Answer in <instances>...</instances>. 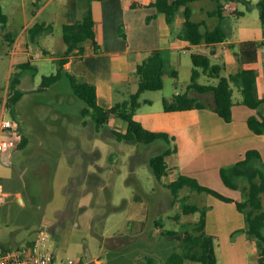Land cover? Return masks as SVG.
Instances as JSON below:
<instances>
[{"label":"rangeland","instance_id":"374dc122","mask_svg":"<svg viewBox=\"0 0 264 264\" xmlns=\"http://www.w3.org/2000/svg\"><path fill=\"white\" fill-rule=\"evenodd\" d=\"M0 1L4 11L15 17L8 31L18 33L23 25L29 27L36 22L52 24V30L42 33L35 41L30 39L28 28L23 31L28 35L33 58L40 54L42 61L41 65L33 62L39 71L31 67L22 73L19 88L24 94L14 107L15 113L7 107L11 95L8 86L11 76L20 68L16 67L18 63H12L14 44L4 39L6 30L0 25V118L2 115L16 118L27 137L23 147L11 149L10 164L0 159V183L12 192L1 209L0 241L12 246L25 245L44 230L47 246L57 249L54 264H98V260L101 264H201L188 259L183 263L169 261L172 253H184L181 232L198 220L199 212L175 216L184 203L206 206L213 212L225 203L212 194L189 187L183 188L175 199L166 186V182L179 175V167L191 165L190 169L195 170V159L203 144L200 133L196 131L194 138L192 131L197 130L195 110L177 112L180 122L186 118V123L177 128L182 148L167 156L169 175L159 180L148 161L166 147H174L176 140H157L151 144L119 140L115 130L126 129V122L119 117H112L98 129L90 115H81L85 102L74 95L67 78L47 89H38L43 75L58 69V61H52L51 56L58 57L65 51L61 1L55 0L40 12L39 0ZM226 1L234 5L225 13L226 28L233 32V37L227 33L228 38H240L244 33L263 29L259 0ZM214 5L213 0L191 3L193 18L203 23V29L211 25L212 18L206 12ZM178 19L184 20L182 11L174 22V27L182 29L183 21L179 27ZM45 49L52 50V54H45ZM163 52L165 57L172 58L173 51L164 49ZM177 52L176 63L168 59L167 69H177L178 80L167 72L162 89L146 90L140 97L136 117L152 116L155 126H166L163 99L186 91L191 80L194 66L191 49ZM212 61L222 64L214 56ZM249 66L255 67V63ZM229 71V68L223 69L222 74L229 75ZM131 77L127 83H116L114 103L134 92L137 81L134 71ZM198 80L218 82L217 77L205 73ZM232 86L234 101L242 102V92L235 83ZM201 175L203 184L221 192H236L223 182L215 164L208 174Z\"/></svg>","mask_w":264,"mask_h":264},{"label":"trees","instance_id":"16d2710c","mask_svg":"<svg viewBox=\"0 0 264 264\" xmlns=\"http://www.w3.org/2000/svg\"><path fill=\"white\" fill-rule=\"evenodd\" d=\"M94 0H79V16L77 21L71 24H64L63 39L66 50L58 59V69L55 73L43 75L39 85V90L50 87L55 82L67 77L74 95L85 102L81 109V115H90L98 129L105 126L112 117H119L126 122L124 131L115 130L119 140H127L142 144H151L157 140H176L177 135L171 131L153 130L144 125L142 120L136 118L137 109L141 105L140 97L146 90H160L164 87V76L169 72L178 80V71L173 68L168 70V58L165 57L162 49H152L148 55L137 65L135 74L138 76V88L132 92L127 99L117 101L113 106L105 108L98 103L97 89L94 84L80 80L74 74L65 70L66 63L77 55H84L86 52L85 43L90 42L94 52L100 51V46L96 34V18L92 8ZM196 0H152L146 3L143 0H126L127 7H141L153 5L159 13H163L167 22L174 25L177 14L182 11L184 20L183 27L179 33L180 37L190 41L194 45L205 44L206 46L217 45L225 41L227 37L223 20L226 13V0H213L214 8L209 11V15L216 20L212 28H202L203 23L193 18V8L191 3ZM260 9V20L264 35V0L258 1ZM9 16L4 11V6L0 1V25L2 26L4 39L11 44L14 41V34L8 31ZM52 30V24L47 22H36L28 27V35L35 41L42 33ZM119 32L125 37L123 26L119 27ZM262 41L256 39H246L237 45L236 55L241 63V67L223 75V64L214 63L211 58L213 51L203 48H195L192 53L193 69L191 81L184 92L175 93L170 99L164 98V110L167 112L186 111L208 107V105L195 96L190 95V90L198 92H212L214 104L212 108L225 120L231 121L233 118L232 107L234 104L235 83L243 94L242 102L257 110V115H251L248 119L249 128L257 134H264V94L259 96L257 88L258 73L256 68L249 66L258 60L259 46ZM45 54L49 52L43 51ZM19 71H16L10 78L9 89L11 95L7 101V107L14 112V107L24 94V90L19 88L22 81V73L34 67L30 61L18 63ZM205 73L210 77H217L218 82L201 83L199 77ZM15 113V112H14ZM15 116V115H14ZM21 125V124H20ZM27 137L22 133V138L18 146L23 147ZM181 143L176 142L174 147H166L161 152L153 155L149 159V164L156 177L162 180L169 175L170 166L167 156L181 150ZM220 175L223 182L232 189H239L242 197L235 200L233 197L223 192L202 184L196 177L179 174L177 177L166 182L175 199L180 195L183 188L189 187L193 191L206 192L224 201H235L238 209L244 213L246 225L242 229L246 231L254 240L256 239L260 257L250 264H264V161L261 152L256 148L248 149L244 156L238 161L223 165L220 168ZM184 199L186 197H183ZM199 212V218L191 223V227L184 229L182 242L185 251L182 255L172 253L169 261L173 263H183L185 259L200 262L201 264H218L217 240L216 236L209 234L205 230L207 207L197 204L184 203L179 213L175 217L180 218L181 213L189 214ZM173 233L175 231L169 230ZM196 246H199L197 249Z\"/></svg>","mask_w":264,"mask_h":264},{"label":"crops","instance_id":"0c3cea01","mask_svg":"<svg viewBox=\"0 0 264 264\" xmlns=\"http://www.w3.org/2000/svg\"><path fill=\"white\" fill-rule=\"evenodd\" d=\"M54 1L55 0H46L43 2L42 0L38 12L50 6ZM60 1L63 4L61 16L63 17L64 24L76 22L80 10L79 0ZM143 1L149 3L152 0ZM92 8L97 21L96 34L101 51L94 52L92 44L88 41L85 43V54L72 57L64 68L67 72L74 74L80 80L87 81L96 86L97 100L101 106L109 108L116 103L113 101V89L116 83H127L131 81V73L136 71L138 63H140L152 49H170L173 51L172 58L170 56L167 57L172 64L176 63L177 50L179 49H183V51L191 49V53L195 48L213 51L211 53V58L213 56L219 58L222 61L224 69L229 68V73H231L234 68L238 70L241 66V64L238 66L240 61L236 55L237 46H231V44L237 45L240 41L246 39L262 41L259 46L258 60L254 68H256L258 73V94L259 96L264 94L263 29L258 32H253V34L244 33L240 38H227L217 45H194L190 41L181 38L179 35L181 21L183 20L180 21V19H178L176 23L177 26L180 27L178 29L176 26L170 25L165 15L159 13L157 8L153 5L127 7L126 0H94L92 2ZM213 8L214 6L212 9ZM232 8H234V5L227 2L226 12ZM212 9L207 10L206 14L208 16H210L209 11ZM38 12L35 15H37ZM8 16V25H10V23L14 22L15 17H12V14H8ZM210 17L212 20L209 28H212L216 20L213 16ZM227 21L228 18L225 16L223 25L226 32L233 37V32L226 28ZM120 26H123L125 37L119 32ZM26 28H28V24L23 25V28L18 33H13L14 41L11 43L14 44L11 50L12 63L30 61L33 65V62L36 61L41 65L42 58L40 54H38L39 57L37 58H33L31 54V45L28 41V35L23 32ZM45 50L52 54V50ZM60 57L61 55L58 57L51 56L50 59L55 62L58 61ZM45 59H48V57L44 58V60ZM36 70L39 71V67H36ZM134 88V91L138 88V76ZM190 95L198 99L201 98L200 100L208 105V107L204 108L186 110L189 112L195 110L197 116V130L193 128L192 131L194 132V138H196V131L200 133V139L203 144L195 159L196 165L194 169L196 171L190 169L191 165H187L178 168L179 174L182 173L196 177L202 182L201 174H208V170L214 166V164L220 172V168L223 165L238 161L244 156L245 152L251 148L258 149L264 161V134H257L248 126L249 117L251 115H257L256 109L241 101L237 103L234 102L232 107L233 118L231 121H225L212 108L214 104L212 92H198L191 89ZM177 112L178 111H165V127L155 126L152 116H140L136 118L142 120L144 125L150 129L175 133L177 135L176 141H178L180 136L177 133V128L179 124L186 123V118L181 119L182 121L180 122ZM217 155H221V158H216ZM3 162L10 164L11 156L3 160ZM173 167L176 166L173 165ZM203 183L204 182H202V184ZM233 190L236 192L227 193L224 190L222 191L235 200H240L242 197L241 191L239 189ZM8 192L12 194L11 191ZM17 195L20 196V192H17ZM224 203L225 204H219V208L216 212L208 209L209 211L207 210L205 222L206 232L216 236L218 264H250L252 261H257L260 257V253L256 242L246 231L242 230L246 225L244 213L238 209L235 201H224ZM225 207L229 208L225 209ZM33 241L34 239L28 240L26 244H31ZM0 243L3 245H12L9 242L0 241ZM55 250L57 252V249ZM98 264H101L99 260Z\"/></svg>","mask_w":264,"mask_h":264},{"label":"built area","instance_id":"2783aa9c","mask_svg":"<svg viewBox=\"0 0 264 264\" xmlns=\"http://www.w3.org/2000/svg\"><path fill=\"white\" fill-rule=\"evenodd\" d=\"M5 133V136H2ZM22 138L20 122L16 118L2 115L0 118V159H7L11 149L18 146ZM10 196L0 183V227L1 209ZM56 251L47 246V233L41 230L31 244L3 245L0 243V264H53ZM72 262V261H70Z\"/></svg>","mask_w":264,"mask_h":264},{"label":"water","instance_id":"95a60500","mask_svg":"<svg viewBox=\"0 0 264 264\" xmlns=\"http://www.w3.org/2000/svg\"><path fill=\"white\" fill-rule=\"evenodd\" d=\"M38 5H39V6L41 5V1H40V0H39ZM10 156H11V153L7 155V158H10ZM19 198H20V200L22 201V198H21V197H19ZM55 251H56V250H55Z\"/></svg>","mask_w":264,"mask_h":264}]
</instances>
